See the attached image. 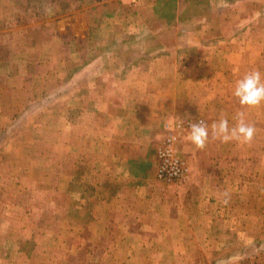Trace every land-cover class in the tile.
<instances>
[{"label": "crops", "instance_id": "0c3cea01", "mask_svg": "<svg viewBox=\"0 0 264 264\" xmlns=\"http://www.w3.org/2000/svg\"><path fill=\"white\" fill-rule=\"evenodd\" d=\"M253 69L264 0H0V264H264V103L232 95ZM238 112L252 142L214 139ZM183 118L209 139L181 132L167 184Z\"/></svg>", "mask_w": 264, "mask_h": 264}, {"label": "clouds", "instance_id": "9594fccd", "mask_svg": "<svg viewBox=\"0 0 264 264\" xmlns=\"http://www.w3.org/2000/svg\"><path fill=\"white\" fill-rule=\"evenodd\" d=\"M232 95L237 98L241 106L254 108L264 103V78L258 69L244 73L234 85ZM234 126H229L227 118L221 117L210 126L211 135L222 143L235 141L240 144H250L255 136L256 129L246 123L244 113L238 112L233 118ZM190 131L187 140L197 149H204L209 139V125L198 121L189 125Z\"/></svg>", "mask_w": 264, "mask_h": 264}, {"label": "built area", "instance_id": "2783aa9c", "mask_svg": "<svg viewBox=\"0 0 264 264\" xmlns=\"http://www.w3.org/2000/svg\"><path fill=\"white\" fill-rule=\"evenodd\" d=\"M106 2L108 0H96ZM129 3H138L141 0H127ZM193 120L188 118L178 119L173 125H165L163 137L159 140L156 147L157 164L155 176L158 180L167 184H174L184 181L191 172V167L187 160L182 158L178 150L180 134Z\"/></svg>", "mask_w": 264, "mask_h": 264}, {"label": "rangeland", "instance_id": "374dc122", "mask_svg": "<svg viewBox=\"0 0 264 264\" xmlns=\"http://www.w3.org/2000/svg\"><path fill=\"white\" fill-rule=\"evenodd\" d=\"M31 104H32V103H31ZM15 118H16V119H15ZM15 118H14V121H16V120L19 121V120L21 119V118L19 119V118H17V117H15ZM0 173H3V174H4V173H8L7 168H6L5 166L1 167V168H0ZM3 192H5V191H3ZM262 201H263L262 199L255 200V204H259V205H260V204H262ZM259 214H260V213H259ZM263 219H264V216H263V218H262L261 216H259V220H260L259 222L263 221Z\"/></svg>", "mask_w": 264, "mask_h": 264}]
</instances>
